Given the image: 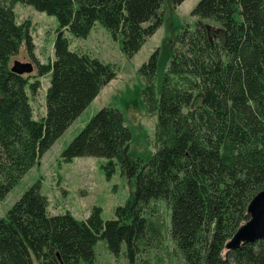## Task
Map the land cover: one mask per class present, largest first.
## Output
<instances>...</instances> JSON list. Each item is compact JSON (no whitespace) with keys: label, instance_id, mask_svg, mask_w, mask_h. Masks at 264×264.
<instances>
[{"label":"trees","instance_id":"1","mask_svg":"<svg viewBox=\"0 0 264 264\" xmlns=\"http://www.w3.org/2000/svg\"><path fill=\"white\" fill-rule=\"evenodd\" d=\"M185 0H171L174 7ZM18 2L54 15L55 59L36 60L31 23H18ZM164 0H0V202L116 76L115 67L74 51L65 31L88 37L100 22L133 57L164 22ZM155 90L160 49L138 72L145 101L157 115L154 152L133 158L132 132L118 108L102 107L62 152L104 157L111 178L119 166L131 193L116 217L94 206L86 219L51 215L42 181L33 183L0 219V264H94L99 239L131 264L162 230L153 200L171 210V238L185 264H264V239L228 249L264 189V0H199ZM204 19L222 29L217 34ZM26 44L38 76L50 74L46 113L33 117L29 90L41 81L11 71ZM195 99L198 101L195 103Z\"/></svg>","mask_w":264,"mask_h":264},{"label":"rangeland","instance_id":"2","mask_svg":"<svg viewBox=\"0 0 264 264\" xmlns=\"http://www.w3.org/2000/svg\"><path fill=\"white\" fill-rule=\"evenodd\" d=\"M199 0H185L174 7L171 0H164L162 10L164 22L156 33L150 36L142 48L128 57L122 51V37L115 40L100 22H97L88 37H78L65 31L74 51L88 53L105 63L112 64L116 70L115 78L105 85L91 104L73 121L68 129L55 141L51 148L23 176L17 185L0 202V219L22 196V194L39 179L42 181V192L48 197V211L51 215L70 211L78 219H86L94 206L102 207L104 219L116 217L115 208L124 205L128 200L131 188L129 181L121 175L119 166L111 178L102 167L107 162L104 157L78 156L66 162L62 152L74 137L84 128L88 121L102 107L111 106L121 110L126 123L131 129L132 138L128 149L133 158L149 159L154 152L157 115L151 111L145 101L144 89L146 80L139 74L140 66L152 52L159 48L160 57L155 77V90L160 94L163 77L177 47V36L186 26L195 27L199 17L191 14ZM18 23L29 21L35 44L36 60L48 63L55 59L54 41L58 20L54 15L39 11L32 5L18 2L15 6ZM212 29L221 34L217 22L204 19ZM15 60L32 62L34 71L30 74L32 81L39 79L41 87L38 92L29 90L33 117L41 118L46 113V91L50 84V74L38 76L37 63L29 56L26 44L23 43ZM198 99H195V103ZM156 208V222L160 235L151 238L144 252L134 264H185L180 251L176 249L171 238V210L164 199L152 201ZM123 252L113 255L104 239H99L95 246L96 261L94 264H131ZM39 264V263H36Z\"/></svg>","mask_w":264,"mask_h":264},{"label":"water","instance_id":"3","mask_svg":"<svg viewBox=\"0 0 264 264\" xmlns=\"http://www.w3.org/2000/svg\"><path fill=\"white\" fill-rule=\"evenodd\" d=\"M32 62L15 60L11 71L17 74H30L34 71ZM249 220L243 223L227 242L228 249L238 248L241 244L264 239V189L260 190L248 204Z\"/></svg>","mask_w":264,"mask_h":264}]
</instances>
